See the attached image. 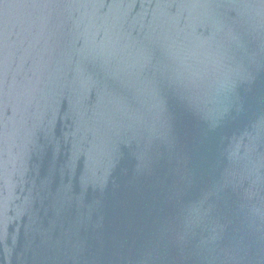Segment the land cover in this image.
Instances as JSON below:
<instances>
[{"label": "water", "instance_id": "1", "mask_svg": "<svg viewBox=\"0 0 264 264\" xmlns=\"http://www.w3.org/2000/svg\"><path fill=\"white\" fill-rule=\"evenodd\" d=\"M0 264H264V0H0Z\"/></svg>", "mask_w": 264, "mask_h": 264}]
</instances>
